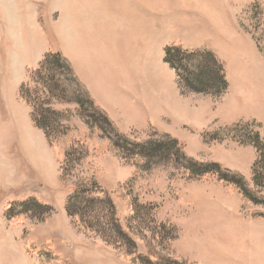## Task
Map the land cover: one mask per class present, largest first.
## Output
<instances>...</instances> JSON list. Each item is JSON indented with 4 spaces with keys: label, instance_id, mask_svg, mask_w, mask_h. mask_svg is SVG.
<instances>
[{
    "label": "rangeland",
    "instance_id": "obj_1",
    "mask_svg": "<svg viewBox=\"0 0 264 264\" xmlns=\"http://www.w3.org/2000/svg\"><path fill=\"white\" fill-rule=\"evenodd\" d=\"M190 1L193 3L190 4ZM187 3L194 9L196 18L199 14L205 16L207 32L204 38L199 36V26L195 29L181 26V30L189 32L192 38L204 40L208 46L203 48L212 50L223 62L228 91L219 98L211 94H185L184 105L187 104L186 107L196 116L193 122L175 128V134L182 140L153 127L148 132H123L140 142L152 138L154 134H168L179 140L189 156L201 162H217L238 171L255 186L253 167L259 158L258 153L252 146H241L238 141L249 140L254 137L253 132H260L264 142V0H184L174 2L173 11H181V8L185 11ZM136 53L140 56L139 49ZM100 55L101 60L107 59L103 52ZM27 88L31 92V100L33 96L48 104L45 108H52L62 115L54 125L57 133L51 138L60 163L65 160L64 149L71 140L82 138L89 146L88 157L75 166L69 184L82 177L95 178L114 199L123 227L129 219L130 202L137 199L141 204L156 208L154 218L157 225L167 223L178 230V238L170 252H163L165 248L159 246L163 234L160 235L159 230L149 225L148 213L138 214L137 220L147 236L152 237L151 231L158 235V253L195 264H264V220L251 218L252 214L264 213V206L244 205L239 188L225 187L215 178L207 183L187 182L180 178L170 180L169 171L162 170L150 178L143 177L131 183L136 168L113 155L106 141L91 135L89 127L80 119L76 105L60 101L49 104L40 85L28 84ZM24 95L27 96V93ZM205 133L218 141L205 143ZM263 167L260 165V169ZM261 172L264 174V171ZM255 188L264 195V182ZM28 192L25 188L24 194ZM36 192L42 203L54 209L46 221L35 222L28 216L5 220L8 228L20 231L22 240L27 243L28 236L34 235L27 244V253L35 258L36 264V254L43 247L69 264H81L77 255L78 242L82 240L93 250L101 246L112 249L115 255L106 264H132L114 248L102 243L99 236L78 233L65 209L66 199L71 193L69 187L60 182L56 188L50 189L39 185L32 191ZM22 193V188L5 191L4 200L31 197ZM2 235L5 233L0 227V240ZM39 241L43 245L36 246L35 242ZM137 247L139 254H147L142 243H138Z\"/></svg>",
    "mask_w": 264,
    "mask_h": 264
},
{
    "label": "crops",
    "instance_id": "obj_2",
    "mask_svg": "<svg viewBox=\"0 0 264 264\" xmlns=\"http://www.w3.org/2000/svg\"><path fill=\"white\" fill-rule=\"evenodd\" d=\"M114 1L0 0V227L5 233L0 264H36L27 253L34 235L27 243L20 231L7 226L4 211L12 200H4L5 191L22 188L24 194L26 188L27 196H39L32 193L39 185L50 189L59 184L61 163L43 130L33 124L31 109L18 99L29 71L48 53L71 62L98 106L124 132L153 127L182 140L176 129L195 119L184 105L176 72L164 61V49L170 44L208 46L181 30L199 26L205 38V16L195 17L189 6L193 1L178 12L173 4L184 0ZM78 243L81 264H106L115 255L105 246L93 250L83 240Z\"/></svg>",
    "mask_w": 264,
    "mask_h": 264
},
{
    "label": "trees",
    "instance_id": "obj_3",
    "mask_svg": "<svg viewBox=\"0 0 264 264\" xmlns=\"http://www.w3.org/2000/svg\"><path fill=\"white\" fill-rule=\"evenodd\" d=\"M164 55L165 63L177 74L182 94H211L219 98L228 91L229 83L223 62L212 50L184 49L177 44H170L165 47ZM28 84L40 85L49 104L60 101L76 105L78 115L89 127L91 135L106 141L113 155L136 168L131 183L143 177L150 178L162 170L169 171L170 180L180 178L187 182L207 183L215 178L225 187L239 188L244 205L264 206V195L255 188L264 182V174L261 172L264 167L260 169V165H264V142L260 132H253L254 137L249 140L238 141L241 146H252L258 153L259 158L253 167L254 186L238 171L228 169L217 162H201L189 156L179 140L168 134H154L143 142L133 139L128 133L121 131L97 105L86 86L77 77L71 62L60 53L50 52L37 69L29 71V81L19 89L18 99L29 106L33 124L43 130L52 148L51 138L57 133L54 125L62 115L52 108H45L48 104L41 103L33 96L31 100ZM25 92L27 96L24 95ZM203 140L205 143L218 141L217 138L211 139L208 133L203 134ZM88 149L85 139L71 140L64 149L65 160L61 163L59 175L60 184L71 189L65 209L78 233L99 236L102 243L114 248L132 264H195L172 259L157 252L158 235L151 231L152 237L147 236L137 220L138 214L141 216L148 213L149 225L156 231L159 230L160 235L163 234L159 244L165 248L163 252H170L179 233L171 224L155 223L156 208L153 205L141 204L137 199L130 202L129 219L123 227L114 199L95 178L82 177L74 184H69L75 166L88 157ZM53 211V207L42 203L36 196H31L9 203L4 216L7 221L28 216L30 220L41 223L46 221ZM251 218L264 220V213L252 214ZM138 243L145 246L146 255L138 253ZM36 255L38 264H69L48 248L43 247Z\"/></svg>",
    "mask_w": 264,
    "mask_h": 264
}]
</instances>
